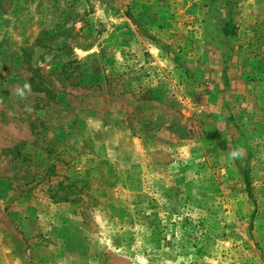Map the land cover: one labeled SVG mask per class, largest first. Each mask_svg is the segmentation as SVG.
<instances>
[{
  "label": "rangeland",
  "instance_id": "rangeland-1",
  "mask_svg": "<svg viewBox=\"0 0 264 264\" xmlns=\"http://www.w3.org/2000/svg\"><path fill=\"white\" fill-rule=\"evenodd\" d=\"M0 264H264V0H0Z\"/></svg>",
  "mask_w": 264,
  "mask_h": 264
},
{
  "label": "clouds",
  "instance_id": "clouds-1",
  "mask_svg": "<svg viewBox=\"0 0 264 264\" xmlns=\"http://www.w3.org/2000/svg\"><path fill=\"white\" fill-rule=\"evenodd\" d=\"M31 90V86L29 84L23 85V88L16 92V95L20 97L21 99H24L26 96V92ZM238 155V152L232 153V156L235 157Z\"/></svg>",
  "mask_w": 264,
  "mask_h": 264
}]
</instances>
